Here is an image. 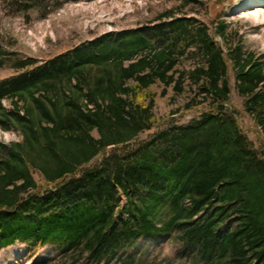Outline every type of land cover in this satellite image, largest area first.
I'll list each match as a JSON object with an SVG mask.
<instances>
[{
  "label": "trees",
  "instance_id": "trees-1",
  "mask_svg": "<svg viewBox=\"0 0 264 264\" xmlns=\"http://www.w3.org/2000/svg\"><path fill=\"white\" fill-rule=\"evenodd\" d=\"M157 20L45 61L0 46L16 71L0 79V128L19 135L0 140V251L21 241L115 264L171 235L202 264H264V151L239 123L230 75L264 131L263 56L224 48L225 22L212 33L172 11ZM157 84L202 111L139 139L157 122Z\"/></svg>",
  "mask_w": 264,
  "mask_h": 264
},
{
  "label": "rangeland",
  "instance_id": "rangeland-1",
  "mask_svg": "<svg viewBox=\"0 0 264 264\" xmlns=\"http://www.w3.org/2000/svg\"><path fill=\"white\" fill-rule=\"evenodd\" d=\"M0 0V46L7 53L21 57H35L45 61L66 53L77 45L94 38L121 30L155 24L157 17L166 11L193 17L216 31L218 23L225 22L227 36L216 37L222 46H237L253 50L264 59V6L254 10H239L254 0ZM258 2V1H257ZM31 8L19 10V7ZM264 5V4H263ZM13 68L0 66V79L15 74ZM231 75V101L238 109L239 123L253 142L264 151V131L255 119L246 112L245 98L236 89L234 71ZM163 86L154 85L157 93L155 113L157 122L139 135V139L150 137L158 129L172 123L186 124L199 116L202 107L187 108L189 96L174 95L170 87L162 95ZM19 139L16 131L0 128V140L11 142ZM38 181L41 176L35 174ZM164 217L161 211L159 218ZM126 260L115 264H202L198 258L186 255L173 236L156 239L143 238ZM61 252L55 245L39 247L20 241L0 251V264H70V260L59 259ZM61 260V261H60Z\"/></svg>",
  "mask_w": 264,
  "mask_h": 264
},
{
  "label": "bare ground",
  "instance_id": "bare-ground-1",
  "mask_svg": "<svg viewBox=\"0 0 264 264\" xmlns=\"http://www.w3.org/2000/svg\"><path fill=\"white\" fill-rule=\"evenodd\" d=\"M263 4H264V0H254V2L251 1L247 5L245 4V6H242L239 10H241V11L254 10L257 7L264 6Z\"/></svg>",
  "mask_w": 264,
  "mask_h": 264
}]
</instances>
